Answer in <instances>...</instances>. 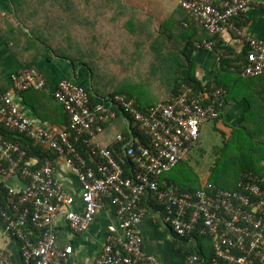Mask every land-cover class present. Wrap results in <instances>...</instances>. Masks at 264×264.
I'll return each instance as SVG.
<instances>
[{
  "label": "built area",
  "instance_id": "built-area-1",
  "mask_svg": "<svg viewBox=\"0 0 264 264\" xmlns=\"http://www.w3.org/2000/svg\"><path fill=\"white\" fill-rule=\"evenodd\" d=\"M254 3L184 0L181 4L211 34L233 33L245 41L249 50L241 70L245 78L264 75V42L237 24ZM4 15L0 8V21ZM212 45L198 48L212 50ZM11 85L9 91L0 88V220L20 244L22 264H69L73 248L58 245L57 220L64 219L72 232L80 234L108 208L115 209L120 223L109 228L96 264H159L144 251L139 231L149 212L142 205L146 199L159 206L176 236L197 233L211 243L208 264H264V174L247 173L234 191L207 184L195 193L182 192L165 179L201 144L203 126L218 119L225 103L223 88L198 94L182 84L168 102L142 110L120 95L92 99L74 81L61 80L52 92L69 122L64 128H49L28 116L19 98L24 92L46 90L42 72L26 68L12 77ZM119 117L129 122L131 133L119 134L104 145L100 137L105 124ZM7 134L33 141L55 159L38 168L39 161L29 158L22 143ZM57 160L80 183V210L75 208V195L68 194L57 177ZM187 261L198 264L202 259L192 254ZM0 264L18 263L0 250Z\"/></svg>",
  "mask_w": 264,
  "mask_h": 264
},
{
  "label": "crops",
  "instance_id": "crops-1",
  "mask_svg": "<svg viewBox=\"0 0 264 264\" xmlns=\"http://www.w3.org/2000/svg\"><path fill=\"white\" fill-rule=\"evenodd\" d=\"M183 1L124 0L140 14L133 20L136 28L132 31H137L136 35H106L101 39L105 49L96 50L95 56H104L106 90L135 87L144 93L141 100L148 106L168 102L174 95V81L189 56L196 78L203 86L211 84L212 87H219L217 84L221 82L220 87L226 92L222 114L213 121L225 141H233L240 151L250 152L247 154L245 151V155H252L254 150L257 152L256 149L264 145V75L245 78L234 67L223 72L221 59L227 57L225 51L230 53L227 54L231 65L237 66L239 54L247 48L245 41L233 33L211 36L203 25L184 11L181 6ZM211 1L218 4L221 0ZM0 8L5 13L0 21V88L11 90L12 77L26 68L40 70L48 83L46 90L22 93L19 97L21 107L28 116L46 123L49 128L66 126L65 114L52 91L59 81L71 80L87 91L95 92L90 70L81 64L74 67L70 60L60 58L40 41L49 42L46 30L56 25L48 17L52 11L49 0H0ZM237 23L250 36L264 42V0H255ZM216 38L223 42L221 49H214L213 45L212 50L198 48V45L214 42ZM79 41V38H73L76 45L73 55L77 57L82 52ZM89 53L94 55L93 50ZM132 100L138 105L137 98ZM130 127L124 117H119L105 126L100 140L109 145L119 134L128 136ZM57 166L58 179L68 194L75 195V208L80 210L79 181L62 160H57ZM148 211L139 224V231L144 251L155 256L159 264H188V250L193 246H196V252L202 259L199 264H206L211 258L212 245L208 240L189 239L184 245L163 221L160 210ZM119 223L113 208L99 212L89 228L80 234L72 232L65 220L59 219L56 222L58 245L73 248L69 264H96L109 228L113 225L118 227ZM0 250L22 264L20 244L8 234L1 220Z\"/></svg>",
  "mask_w": 264,
  "mask_h": 264
},
{
  "label": "trees",
  "instance_id": "trees-1",
  "mask_svg": "<svg viewBox=\"0 0 264 264\" xmlns=\"http://www.w3.org/2000/svg\"><path fill=\"white\" fill-rule=\"evenodd\" d=\"M49 5L50 7H52V11L48 13V17L49 19H52L53 22L56 23V25L46 30L49 33V42L45 41L44 39H40V41L44 43L45 47L49 48L60 58L70 60L74 67L81 64L88 70H90L92 79L94 80V86L96 87V90H94L95 92L88 90V92L92 96V99H108L120 95L124 96L127 100L130 101H133L132 99L137 98L138 105L134 101L133 102L142 110H146L152 107V105L148 106V104H144L142 102L141 97L142 95H144V93L139 92V90L135 87L126 86L124 90H106L108 86L106 83H104L103 78L106 70L103 60L104 56H95L96 50L105 49V46H103L101 43V39L104 36H122L123 34L128 35L132 33L133 35H136L135 32L137 30L132 31V29L136 28V25L134 24L135 22L133 21L134 18H136L137 15H140L138 14L137 10L130 8L127 4L124 3V0H49ZM209 34L211 33L209 32ZM211 36L215 37L221 35L211 34ZM76 37L80 39V44H78L79 48L82 50V52L80 51L79 57L73 55V47L76 48V45L73 44V38ZM209 42L213 44L214 49H217V47L221 49V47L223 46L222 40L218 38L214 39V42ZM225 49L227 50L228 48ZM90 50H93L94 55H91L89 53ZM225 52L226 53L224 54H226L227 57L224 56L221 59L222 71L225 72L227 69H230L232 67H234L236 70L241 71L243 68V62L249 52L248 48H246V50L239 54L240 58L237 61V66L231 65L232 61L231 58H229L230 56L228 55L230 53L228 51ZM174 82V94H178L180 92L182 84L192 86L198 94L206 90H212L214 88L211 86V84L203 86L202 83L196 78L194 66L191 63L189 56L186 58L185 65L182 69H180L179 76H177ZM217 85L220 87L221 82H219ZM225 99L226 96H224V102ZM55 101L62 107V110L65 114L64 123L67 126L69 122L68 116L63 106L57 100ZM221 114L222 111L220 112V115ZM109 123H106L105 126H107V124ZM66 126H63L62 128ZM129 132H131V130ZM7 135H9L11 140L22 143L24 148L28 150L29 158H36L39 161V164L37 166L38 168L43 167L48 161H53L55 159V156L53 154L43 151L39 146H36L33 141L22 136H16L15 134ZM123 135L126 134L123 133ZM231 149L234 151H239L238 147H236L235 150L233 146H231ZM256 150L258 151L256 152L254 150L253 152L255 153H252V155L243 154L240 157V163L238 162V164H240V167L235 168V170L231 172L234 179L229 182L227 187L221 188L210 182L200 183L198 181L192 180V177L190 178L184 174L182 175V179H180L177 169L187 165L188 161L179 164L170 173L166 174L165 179L172 184L176 183L174 185L182 192L195 193L207 184H212L217 190L234 191L237 189L240 180L247 173H255L258 175L264 174V167L262 165V162L264 161V145ZM247 152L248 151H246V153ZM249 153L250 152H248L247 154ZM231 156V159L237 157V155ZM0 197L2 198L3 195H0ZM142 205L148 206V209L152 211L160 210L159 206H157L152 199H146V201H144ZM177 238H179V240L182 241L184 245H187L189 239H199L200 237L196 233L192 236L184 238H180L177 236ZM193 244H195V242H193ZM197 250L198 249L196 248V246H193L192 248H189L188 254H195L197 253ZM209 260H211V258ZM209 260H207L206 264L210 262Z\"/></svg>",
  "mask_w": 264,
  "mask_h": 264
},
{
  "label": "rangeland",
  "instance_id": "rangeland-1",
  "mask_svg": "<svg viewBox=\"0 0 264 264\" xmlns=\"http://www.w3.org/2000/svg\"><path fill=\"white\" fill-rule=\"evenodd\" d=\"M201 140V144L190 152L187 165L177 169L179 178L182 179L184 174L200 183L210 182L221 188L227 187L234 179L231 172L240 167L238 162L246 150L237 151L233 141H225L223 133L214 122L203 126ZM231 155L237 157L231 159Z\"/></svg>",
  "mask_w": 264,
  "mask_h": 264
}]
</instances>
